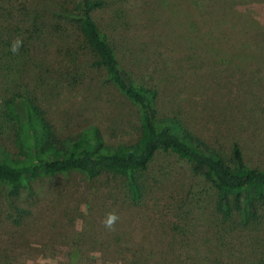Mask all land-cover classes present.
<instances>
[{
    "label": "rangeland",
    "instance_id": "1",
    "mask_svg": "<svg viewBox=\"0 0 264 264\" xmlns=\"http://www.w3.org/2000/svg\"><path fill=\"white\" fill-rule=\"evenodd\" d=\"M23 1L31 2L0 0V5H12L16 15ZM104 1L91 17L120 45L116 56L131 78L157 91V115L174 117L225 159L237 144L248 167L264 170V49L245 60L239 56L249 52L236 36L221 38L227 26L217 29L213 20L193 16L195 25L187 27L190 0H179L177 7V0ZM45 48L46 71L34 77L32 68L31 76L20 79L54 130L66 136L94 125L107 144L134 142L139 134L135 109L101 71L89 67V57L80 52L81 83L69 87L56 77L57 68L68 64L54 57L52 43ZM4 79L0 98L9 89ZM0 145L11 149L6 131ZM141 180L145 194L134 205L126 199L123 178L111 175L91 181L78 173L41 178L17 197L1 190L0 264H66L74 233L79 235L73 245L86 264H121L123 254L114 247L118 239L127 241L128 250L149 253L146 264H168L160 254L171 250L182 263L195 253L209 256L217 244L223 253L219 264L264 261V204L253 227H218L214 190L183 160L155 154ZM109 214L117 216L111 228L105 223Z\"/></svg>",
    "mask_w": 264,
    "mask_h": 264
},
{
    "label": "trees",
    "instance_id": "2",
    "mask_svg": "<svg viewBox=\"0 0 264 264\" xmlns=\"http://www.w3.org/2000/svg\"><path fill=\"white\" fill-rule=\"evenodd\" d=\"M30 1H23L16 15L12 5L6 9L0 5V77L9 87L7 95L0 98V136L6 131L11 143V149L0 145V191H6L7 197H17L22 188L41 178L78 173L91 181L111 175L123 178L126 199L134 205L145 194L141 175L154 155L163 153L183 160L193 175L214 190L212 213L221 222L218 227L250 228L258 222V210L264 204V170L248 167L237 144H232L229 158L225 159L174 117L157 115V91L131 78L116 56L120 45L101 33L91 17L92 12L104 6V0ZM202 1L190 0L187 27L195 25L193 16L213 20L217 29L227 26V35L221 38L230 40L236 36L241 48L249 52L240 54L245 60L264 49V0ZM217 16L222 18L217 20ZM235 30L238 35L232 32ZM17 40L21 43L18 52L13 53ZM51 43L55 46L54 57L68 64L66 68L58 67L56 74L66 86L81 83L77 66L82 52L89 57V67L101 71L135 109L139 134L134 142L107 144L94 125L66 136L54 130L47 113L20 79L31 76L32 68L34 77H41L42 70L46 71L44 50ZM214 58L225 62L217 54ZM215 232L220 238V231ZM78 235L72 234L66 264H86L73 245ZM115 243L114 247L123 254L121 264H146L151 258L141 248L128 250L127 241L118 239ZM208 254L195 253L182 263L171 250L160 254V259H167L168 264H219L223 257L218 244L215 252Z\"/></svg>",
    "mask_w": 264,
    "mask_h": 264
},
{
    "label": "clouds",
    "instance_id": "3",
    "mask_svg": "<svg viewBox=\"0 0 264 264\" xmlns=\"http://www.w3.org/2000/svg\"><path fill=\"white\" fill-rule=\"evenodd\" d=\"M20 43L21 42L19 40H17L13 44L12 49H11L13 53L18 52V48H19ZM116 220H117V216L115 214H109L106 221H105L106 226L111 228L114 225V223L116 222Z\"/></svg>",
    "mask_w": 264,
    "mask_h": 264
}]
</instances>
